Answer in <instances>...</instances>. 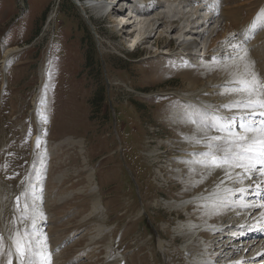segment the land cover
<instances>
[{
  "label": "rangeland",
  "instance_id": "1",
  "mask_svg": "<svg viewBox=\"0 0 264 264\" xmlns=\"http://www.w3.org/2000/svg\"><path fill=\"white\" fill-rule=\"evenodd\" d=\"M134 1L0 0V263L18 264L13 237L27 228L38 264H264V176L196 164L194 137L220 133L179 118L236 114L223 107L232 83L214 76L239 60L233 45L264 83V0H229L231 34L210 52L185 21L145 34L162 21L152 10L175 18L187 4L151 0L131 17Z\"/></svg>",
  "mask_w": 264,
  "mask_h": 264
},
{
  "label": "snow or ice",
  "instance_id": "2",
  "mask_svg": "<svg viewBox=\"0 0 264 264\" xmlns=\"http://www.w3.org/2000/svg\"><path fill=\"white\" fill-rule=\"evenodd\" d=\"M232 47L236 59L243 62L242 71L239 70L241 66L238 65L236 79L231 82L233 91L228 93L235 99L223 107L236 114L228 117H216L213 114L210 119H200L197 112H185L181 118L197 125L205 133L211 131L220 133L215 136L194 137V142L201 144L205 149L196 154L202 157L195 161L196 164L205 168L241 169L242 172L236 175L240 177L237 182L242 183L244 175L248 179H254V174L257 172L264 176V83L254 71V62L246 60L247 48L243 43ZM226 174L231 178L230 173ZM238 191L241 194H251V190L246 188ZM255 194L264 195L259 184L256 185ZM224 202V198H220V203ZM17 206L19 207V197H17ZM24 210L31 211L27 201H25ZM2 246L3 237L0 236V248ZM13 246L19 257L18 264H26V262L32 264L31 258L37 254V251L29 229L25 228L23 231L17 229L13 237ZM11 254L9 252V255ZM8 264H12V261L9 260Z\"/></svg>",
  "mask_w": 264,
  "mask_h": 264
},
{
  "label": "bare ground",
  "instance_id": "3",
  "mask_svg": "<svg viewBox=\"0 0 264 264\" xmlns=\"http://www.w3.org/2000/svg\"><path fill=\"white\" fill-rule=\"evenodd\" d=\"M117 5L122 2V0H117ZM151 0H144L143 2H150ZM158 3L160 2H168V1H172L174 4L178 3V4H187L188 8H190L189 10H193L194 12H189L185 9V11H179V7H178V12L177 14H175L174 12L177 11V9H175L176 11L172 12L173 17L175 18H168L166 17V14H169L168 9H167V13L164 12L163 10V6L159 7V8H155V13L156 16L158 17L159 15H163L161 16V23H159V27L154 28L153 30H150V28H152L154 25L153 23H151V21L146 24V27L149 28L147 29L145 32V34L149 35V34H153L156 29L160 28L161 26H164L166 28H168L169 30H172V32L176 31L177 26L180 24V22L185 21L184 23L187 24L186 28H183L182 31L185 33H188L190 36H192L193 34L197 35L198 34V30H202L204 31V36L209 37V41L207 44V51L210 52L213 48H216L218 43L222 40H224L227 36H229L231 34V30H232V24L229 22L228 18V1L229 0H196L198 2H196L195 0H155ZM166 2V3H167ZM95 3V2H94ZM92 2L88 3L87 5H82L83 9L84 8H94V9H99L100 11H103L104 13H108L109 9H110V5L107 4H94ZM116 5V6H117ZM137 9H142L141 12L145 13L146 12V7H141L138 4H135ZM197 5V6H196ZM202 7L201 9H203V11H205V17H204V21H202L201 23L198 24V21L200 19V16L197 17L196 19H194V17L197 15V11L198 7ZM115 8H112V11ZM183 9V7H182ZM203 13V12H202ZM152 14V13H151ZM200 15V14H199ZM151 16V15H150ZM198 16V15H197ZM163 18V19H162ZM152 19V17L150 18ZM121 20V19H120ZM119 20V21H120ZM122 21V20H121ZM117 22V21H116ZM137 23V22H135ZM132 25L134 24V22L131 23ZM137 25V24H136ZM139 25V24H138ZM122 29H126V27H122ZM188 29V30H186ZM140 32V31H139ZM171 32V33H172ZM202 32V31H201ZM193 33V34H192ZM199 35V34H198ZM206 37V38H207ZM207 40V39H206ZM205 40V42L207 43V41ZM156 44V41H155ZM192 45H194V43L190 42V40H182L179 42V46L181 48H184V51H191V47ZM220 49L222 47H219ZM218 48V49H219ZM231 50V49H230ZM229 50V51H230ZM18 51V48H13L7 51L6 54H11V53H15ZM221 51V50H220ZM233 53V52H232ZM233 55V54H232ZM236 56V55H235ZM234 56V57H235ZM227 58V57H226ZM251 58V51H247V57L246 60L249 61V59ZM236 59V58H234ZM3 62V61H2ZM242 63L240 60H231V61H226L223 65H220L218 67H214V69L217 71L214 75L215 77L220 76L221 81L223 82H232L234 79H236V72H237V66L240 65V71H242ZM259 66L257 64L254 63V71L258 74V70H259ZM212 69V68H211ZM207 75V74H206ZM209 76V75H208ZM212 76V74H211ZM213 77V76H212ZM214 78V77H213ZM213 80V79H212ZM218 82V81H217ZM211 83V82H210ZM219 83V82H218ZM212 84V83H211ZM222 84V83H221ZM226 84V83H225ZM192 89H196L197 85H192ZM218 86V85H217ZM190 88V87H189ZM215 88V87H214ZM224 92V91H223ZM231 92V91H230ZM217 93V92H216ZM197 94V93H196ZM228 97V96H226ZM231 99H235V97L232 95ZM228 99V100H231ZM227 101V100H226ZM202 109V111L204 112H208V108H210V106L208 107L207 105H204L203 107H200ZM203 117V116H202ZM181 118V115L180 117ZM178 118V119H179ZM193 142V141H192ZM190 145V144H189ZM198 149V148H197ZM209 171V170H208ZM258 173V172H257ZM208 174V173H207ZM211 174V173H210ZM260 174V173H259ZM207 177V176H206ZM261 177V176H260ZM246 178V177H245ZM263 183V182H262ZM220 191V190H219ZM224 195L223 194H218L217 196H213V197H207L204 198L203 200H209L211 201L212 199H220L222 198ZM214 201V200H213ZM187 204H183L179 207H181V209L186 210L185 208H187ZM262 207V206H261ZM263 213V212H262ZM264 228V227H263ZM194 233L191 232V234L189 233V235H193ZM262 234V233H261ZM259 234V235H261ZM196 235V233L194 234V236ZM32 260L37 263L43 260V258L40 255H36L33 256ZM37 261V262H36ZM43 262V261H42ZM0 264H5V263H0ZM38 264V263H37Z\"/></svg>",
  "mask_w": 264,
  "mask_h": 264
},
{
  "label": "crops",
  "instance_id": "4",
  "mask_svg": "<svg viewBox=\"0 0 264 264\" xmlns=\"http://www.w3.org/2000/svg\"><path fill=\"white\" fill-rule=\"evenodd\" d=\"M0 33H1V31H0ZM2 37V34L0 35V38Z\"/></svg>",
  "mask_w": 264,
  "mask_h": 264
}]
</instances>
